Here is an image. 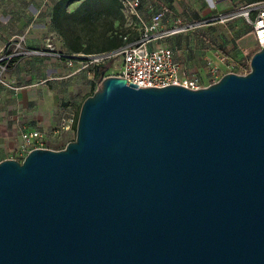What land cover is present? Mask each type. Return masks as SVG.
I'll use <instances>...</instances> for the list:
<instances>
[{
    "label": "water",
    "instance_id": "obj_1",
    "mask_svg": "<svg viewBox=\"0 0 264 264\" xmlns=\"http://www.w3.org/2000/svg\"><path fill=\"white\" fill-rule=\"evenodd\" d=\"M0 264H264V47L199 90L107 77L74 141L1 161Z\"/></svg>",
    "mask_w": 264,
    "mask_h": 264
},
{
    "label": "rangeland",
    "instance_id": "obj_2",
    "mask_svg": "<svg viewBox=\"0 0 264 264\" xmlns=\"http://www.w3.org/2000/svg\"><path fill=\"white\" fill-rule=\"evenodd\" d=\"M58 0H0V65L6 64V71L0 74V98L5 121L23 130L24 120L33 121L34 128L44 132L46 139L43 149L59 151L75 139L72 133L55 135L60 118L73 117L74 122L83 101L99 87L101 78L113 77L120 59L106 64L99 76L73 71L66 62L54 58L33 60L21 55L28 49L43 48L45 40H50L57 51L68 52L58 32L51 28L50 12ZM85 0L71 3L67 10L73 12ZM93 10L99 12L91 22L86 23L85 15L71 21L70 42H79L82 48L97 52L106 46L108 37L115 30L128 27L122 10L110 0H93ZM174 5H172V3ZM248 0H164L155 4L166 10V17L179 18L184 22L204 23L198 29L165 38L153 47L179 46L189 42L188 56L193 59L195 72L202 85L218 81L224 74L244 75L249 71V61L258 50L254 38L247 43L239 41L241 28L239 18L221 23L214 21L226 17L235 10L250 4ZM25 20V23L20 20ZM207 25V26H206ZM131 28V27H129ZM181 56V55H180ZM248 67L241 71L235 66ZM182 66L190 72L188 65ZM194 73V74H195ZM8 78V79H7ZM21 88V89H20ZM14 99L15 105L8 107L5 99ZM3 99V101H2ZM6 102V101H5ZM26 120V121H27ZM12 127V126H10ZM27 128V127H26ZM74 128V127H73ZM21 142L15 151L9 153L0 147V162L14 159L22 162L28 154L19 152Z\"/></svg>",
    "mask_w": 264,
    "mask_h": 264
},
{
    "label": "built area",
    "instance_id": "obj_3",
    "mask_svg": "<svg viewBox=\"0 0 264 264\" xmlns=\"http://www.w3.org/2000/svg\"><path fill=\"white\" fill-rule=\"evenodd\" d=\"M122 13L127 21L128 27L139 32L137 38L123 47L92 54H77L66 56L57 51L50 40H45L43 48L28 49L21 55L33 58H54L64 60L66 67L73 71V75L79 72L92 73L94 69L105 70L106 64L120 59V63L113 77L122 78L129 83L137 85L138 88H164L168 86H180L189 90H199L207 86L202 85L196 74L183 69L173 59V52L166 46L153 47L165 38L194 31L201 27V22H184L179 18L174 19L171 27L163 29L162 21L166 16V10L150 9L149 22H144L139 14L140 0H119ZM239 18L251 28L255 47L260 50L264 47V1L245 5L235 10L226 17L214 19L217 22H227ZM137 26H136V25ZM124 40L127 37L123 38ZM6 71V64L0 65V74ZM104 72V71H103ZM104 78H101L99 84ZM214 83V82H212ZM74 118H60L58 127L54 130L55 135H63L74 132ZM21 145L19 152H30L34 149H43L46 136L39 130H22L20 133Z\"/></svg>",
    "mask_w": 264,
    "mask_h": 264
},
{
    "label": "trees",
    "instance_id": "obj_4",
    "mask_svg": "<svg viewBox=\"0 0 264 264\" xmlns=\"http://www.w3.org/2000/svg\"><path fill=\"white\" fill-rule=\"evenodd\" d=\"M77 0H58L51 9L50 12V24L51 28L56 30L60 37L63 40V44L65 48L68 50V52H63L61 53L65 54L66 56H73L77 54H92V53H97V52H103V51H112L119 49L126 45L127 43L132 42V39L128 36L132 35L133 37L136 36L137 34L133 31L134 29L125 27L124 23V29L123 30H115L113 31L110 36L108 37L106 46L102 49H100L97 52H91L90 48H82L81 44L79 42H70L68 38V33L70 34L72 28H71V21L76 20L79 18L81 15L84 16V20L86 23H89L96 17L97 14H99L98 11L93 10L95 2L93 0H85L83 1L73 12H68L67 8L68 6L75 2ZM114 5H116L120 11L122 10L121 3L119 0H110ZM250 2H259V1H264V0H248ZM251 4V3H250ZM123 15V13H122ZM123 18L125 20V17L123 15ZM241 22L245 24L242 20ZM246 25V24H245ZM247 27V25H246ZM247 32L251 31V28L248 26L245 29ZM242 34V32H241ZM127 37L126 40L123 38ZM248 67L243 65H238L235 66V70L241 71L243 69H247ZM104 70H97L96 68L94 69V75L99 77ZM212 84V82H209V85ZM94 93V92H93ZM93 93L89 96H92ZM79 113V112H78ZM78 113L75 118V123H74V130L76 131V124H77V118H78Z\"/></svg>",
    "mask_w": 264,
    "mask_h": 264
},
{
    "label": "crops",
    "instance_id": "obj_5",
    "mask_svg": "<svg viewBox=\"0 0 264 264\" xmlns=\"http://www.w3.org/2000/svg\"><path fill=\"white\" fill-rule=\"evenodd\" d=\"M151 3H155L157 5L158 4L162 5L164 3V0H140L139 14H140V16L144 22H149V20H150V16H151L150 9H154L155 11L161 9L160 7H157L156 5L151 4ZM174 3L175 2H173L172 5H174ZM174 19L172 20L171 18H167L165 16V18L162 21V28L166 29V28L171 27L174 23ZM20 22L25 23V20L21 19ZM243 25L244 26L241 28L242 34H241V37H239L240 38L239 41L242 43H247L251 39H253V36L250 33L251 31L247 32L245 30L248 26L246 27L245 24H243ZM133 31L137 35L134 37L132 35L128 36V38L130 37V39H132V41H134L139 34V32L137 30L134 29ZM166 47H168L172 50L173 59L176 62H178L181 65V67L182 66L185 67L184 65H188L189 67H192L194 69V70H190V71H192V73L196 72L195 71L196 67H195V64L193 63V59H191V57L188 56V51L190 50V46H189L188 41L186 42L185 45L180 44L179 46H175V47L174 46H166ZM32 59L33 60H42L44 58H32ZM0 101H1V98H0ZM2 101H3V99H2ZM5 101H4V103L6 105H8V107H10L11 105L12 106L15 105L13 98H10V100L5 99ZM2 107H3L2 103H0V147L3 145V147L6 149V152L9 153L13 150L15 151V149L18 147L19 143L21 142L20 133L22 130L18 131L17 127H15L14 124L11 125L10 122L8 123L7 121H5V116H4V113L2 112ZM26 120L27 119L24 120V123H25L27 128L25 127L23 130H38L37 128H34L33 121H30V119L27 121ZM10 126H12V127H10ZM39 131H41V130H39Z\"/></svg>",
    "mask_w": 264,
    "mask_h": 264
}]
</instances>
